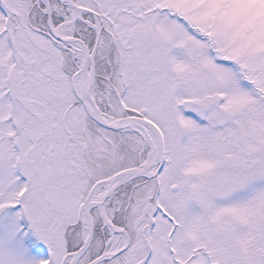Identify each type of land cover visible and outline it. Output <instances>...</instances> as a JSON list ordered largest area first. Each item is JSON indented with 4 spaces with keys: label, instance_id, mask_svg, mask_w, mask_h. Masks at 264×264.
<instances>
[{
    "label": "snow or ice",
    "instance_id": "1",
    "mask_svg": "<svg viewBox=\"0 0 264 264\" xmlns=\"http://www.w3.org/2000/svg\"><path fill=\"white\" fill-rule=\"evenodd\" d=\"M0 264H264V0H0Z\"/></svg>",
    "mask_w": 264,
    "mask_h": 264
}]
</instances>
